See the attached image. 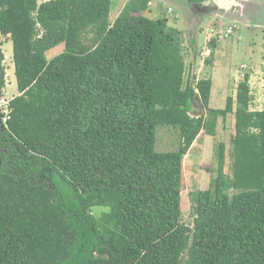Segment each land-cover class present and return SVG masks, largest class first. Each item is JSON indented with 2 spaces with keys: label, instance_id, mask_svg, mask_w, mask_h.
Segmentation results:
<instances>
[{
  "label": "trees",
  "instance_id": "trees-1",
  "mask_svg": "<svg viewBox=\"0 0 264 264\" xmlns=\"http://www.w3.org/2000/svg\"><path fill=\"white\" fill-rule=\"evenodd\" d=\"M111 1L0 0L18 91L0 122V264H264V51L262 108L249 109L248 75L209 108L211 80L184 81L178 31L142 15L149 0L111 22ZM228 113L231 174L220 144L188 226L183 159ZM157 125L177 130L176 150L155 151Z\"/></svg>",
  "mask_w": 264,
  "mask_h": 264
},
{
  "label": "rangeland",
  "instance_id": "rangeland-1",
  "mask_svg": "<svg viewBox=\"0 0 264 264\" xmlns=\"http://www.w3.org/2000/svg\"><path fill=\"white\" fill-rule=\"evenodd\" d=\"M44 1L47 0H38V3ZM128 1H111V22ZM142 15L153 20L165 17L167 25L178 31L185 64L184 81L194 84L199 79L211 80L209 108L223 109L228 97L234 100L237 85L245 75L249 77V109L262 108L264 0H205L202 3L191 0H149L148 9ZM62 49L63 45H58L47 51L46 56L51 58ZM0 52L4 57V86L0 89V96L8 101L18 91L12 43L2 35ZM190 114L205 116L206 108L192 101ZM233 134L234 115L228 113L224 119L218 116L214 134L208 135L202 131L185 155L180 192V221L183 224L192 226L191 195L197 190L210 188L216 176L220 144L223 145L225 173L231 174ZM177 146V130L171 126L157 125L155 151H174ZM102 210L95 207L93 213L98 216Z\"/></svg>",
  "mask_w": 264,
  "mask_h": 264
},
{
  "label": "built area",
  "instance_id": "built-area-1",
  "mask_svg": "<svg viewBox=\"0 0 264 264\" xmlns=\"http://www.w3.org/2000/svg\"><path fill=\"white\" fill-rule=\"evenodd\" d=\"M148 5H149V3H148ZM8 101L3 99L0 96V113H3V115H4V116H2V118H0V122L2 123V125H5V123H6L7 113H8V107H7Z\"/></svg>",
  "mask_w": 264,
  "mask_h": 264
},
{
  "label": "crops",
  "instance_id": "crops-1",
  "mask_svg": "<svg viewBox=\"0 0 264 264\" xmlns=\"http://www.w3.org/2000/svg\"><path fill=\"white\" fill-rule=\"evenodd\" d=\"M122 8H123V7H122ZM120 11H121V10H120ZM120 11H119V12H120ZM118 14H119V13H118ZM118 14H117V15H118ZM117 15H116V16H117ZM115 18H116V17H115ZM17 94H18V93H17Z\"/></svg>",
  "mask_w": 264,
  "mask_h": 264
},
{
  "label": "flooded vegetation",
  "instance_id": "flooded-vegetation-1",
  "mask_svg": "<svg viewBox=\"0 0 264 264\" xmlns=\"http://www.w3.org/2000/svg\"><path fill=\"white\" fill-rule=\"evenodd\" d=\"M204 1H205V0H204ZM204 1H203V2H204ZM201 3H202V2H201Z\"/></svg>",
  "mask_w": 264,
  "mask_h": 264
}]
</instances>
